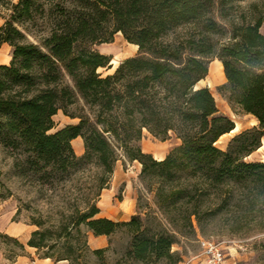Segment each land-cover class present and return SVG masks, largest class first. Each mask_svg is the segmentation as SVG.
Returning <instances> with one entry per match:
<instances>
[{
    "label": "trees",
    "instance_id": "1",
    "mask_svg": "<svg viewBox=\"0 0 264 264\" xmlns=\"http://www.w3.org/2000/svg\"><path fill=\"white\" fill-rule=\"evenodd\" d=\"M243 1L47 0L44 8L35 0H18L0 26V46L11 47L9 62L0 64V147L13 156V166L23 162L39 178L94 164L96 192L72 227L84 224L97 236L125 226L131 234L126 256L134 260L177 264L181 256L171 249L173 233L147 234L138 215L128 221L96 216L95 197L118 156L138 161L142 175L170 179L181 173L215 189L237 186L252 213L248 227L264 230V162L243 160L264 135V0L245 7ZM38 7L48 34L33 42L15 23L31 19ZM116 33L135 44L137 53L102 75L98 69L108 68L111 58L92 45L111 42ZM213 59L221 62L225 77L218 91L258 124L257 134L241 132L226 149L215 143L234 123L218 113L208 87H196ZM78 100L87 112L68 113ZM59 109L79 120L48 133ZM143 130L160 140L172 132L179 143L154 160L139 145ZM75 137L83 142L81 156L70 145ZM191 185L160 189L158 195L182 197ZM191 215L197 211L190 210L187 220ZM42 240L35 230L27 244L43 248Z\"/></svg>",
    "mask_w": 264,
    "mask_h": 264
},
{
    "label": "rangeland",
    "instance_id": "2",
    "mask_svg": "<svg viewBox=\"0 0 264 264\" xmlns=\"http://www.w3.org/2000/svg\"><path fill=\"white\" fill-rule=\"evenodd\" d=\"M35 1L46 7L47 0ZM255 1L258 0L243 1L241 6ZM17 2L3 0L0 3V26L9 19L12 6ZM40 9L38 7L33 12L31 19L15 23L33 42L48 34V22L42 17ZM261 31L264 32V26ZM92 48L110 58L115 57L116 66L124 58L137 53V49L125 41L120 33L114 34L111 42L93 44ZM10 57L11 47L2 43L0 64L8 63ZM217 60L210 61L207 75L197 82L196 87H208L218 113L228 117L234 125L238 124L234 133L222 135L215 143L218 148L226 149L231 138L241 132H248V137L257 134L255 129L258 124L253 116L229 103L218 91L217 88L225 83V77L218 71ZM116 66L99 68L98 72L109 74ZM64 81L71 85L67 76ZM67 112L85 114L87 108L78 100L67 107ZM62 113L59 109L57 115L52 117L54 126L48 133L63 127L61 125L67 121L75 124L79 120ZM178 143L172 132L166 139L160 140L143 130L139 145L154 160H161ZM259 143L260 148L243 157V160L264 162V135ZM70 145L76 156L82 155L83 142L81 152L72 141ZM13 159L8 151L0 147V264H12L20 256H23L20 259L25 264L31 260L41 264L40 259L47 254L50 255L47 257L48 264H152L126 256L131 234L125 226L117 228L110 235L100 236L94 235L84 224L72 227L78 212L84 210L86 202L96 192L99 170L94 164H79L63 175L52 173L47 178H39L23 162L17 167L13 166ZM184 177L181 173L170 179L142 175L138 161L118 156L108 183L95 197V203L98 209L110 214L115 212L114 206L119 203L123 206L119 214L124 210L131 211L126 219L113 221H128L132 215H138L147 234L158 230L173 233L175 243L171 249L181 256L177 264H186L188 259L199 253V238L220 243L225 254L222 264H264V230L248 227L252 225L253 217L245 208L244 192L237 186L215 189L197 177ZM184 182L194 184L185 196L159 197L160 189L161 192H168L169 187L176 188ZM192 209L197 211V215H191L187 220L188 212ZM35 230L43 237V248L37 249L27 244ZM94 250L101 253L95 254ZM188 264L202 263L194 259Z\"/></svg>",
    "mask_w": 264,
    "mask_h": 264
},
{
    "label": "built area",
    "instance_id": "3",
    "mask_svg": "<svg viewBox=\"0 0 264 264\" xmlns=\"http://www.w3.org/2000/svg\"><path fill=\"white\" fill-rule=\"evenodd\" d=\"M198 243L200 247L199 253L193 256L191 259H188L186 264L194 259H197V261L202 264H222L225 254L220 243L203 238H199ZM29 264L39 263H37L35 260H31Z\"/></svg>",
    "mask_w": 264,
    "mask_h": 264
},
{
    "label": "crops",
    "instance_id": "4",
    "mask_svg": "<svg viewBox=\"0 0 264 264\" xmlns=\"http://www.w3.org/2000/svg\"><path fill=\"white\" fill-rule=\"evenodd\" d=\"M4 44V43H3ZM130 44V43H129ZM133 45V44H131ZM136 49H137V46H136ZM3 64H6V62H2ZM58 111L56 112V114H54L53 116L57 115ZM63 114V113H62ZM64 115V114H63ZM65 116V115H64ZM70 123H73V122H70V121H67L65 122L63 125L61 126H64L66 124H70ZM236 130H234L233 132H228V133H225V134H231V133H234ZM147 132V131H146ZM224 135V134H223ZM72 143L77 147V150L78 152H81L82 150V140L80 137H75L73 138L72 140ZM121 203H119L118 206H114V209H115V212L114 213H108L106 211H102L101 208H99V212H98V215L99 216H102V217H107L109 219H112V220H120V219H126V216H129V212L131 213V211L129 210H124L125 212H121V214H119L118 211H120L119 209H122L123 206H120ZM9 230V229H7ZM100 236V235H99ZM98 242L100 240H97ZM28 253V252H27ZM23 256H20L18 257L17 260H15L12 264H25L24 261H22L20 258H22ZM41 264H48L49 263V259L48 258H44V259H40Z\"/></svg>",
    "mask_w": 264,
    "mask_h": 264
},
{
    "label": "bare ground",
    "instance_id": "5",
    "mask_svg": "<svg viewBox=\"0 0 264 264\" xmlns=\"http://www.w3.org/2000/svg\"><path fill=\"white\" fill-rule=\"evenodd\" d=\"M134 48H136V45L135 44H133L132 45ZM109 63H111L110 64V67L111 66H116V63H117V61H116V58L114 57V58H111L110 59V62ZM217 66H218V71H219V73L222 75V76H224V74H223V71H222V65H221V62L219 61V60H217ZM214 72V71H213ZM216 74V73H215ZM221 77V76H220ZM223 79V78H222ZM238 129V124L236 123L235 125H234V127H233V129L231 130V131H229V132H233L234 130H237ZM222 136V135H221ZM220 136V137H221ZM260 148V147H259Z\"/></svg>",
    "mask_w": 264,
    "mask_h": 264
},
{
    "label": "water",
    "instance_id": "6",
    "mask_svg": "<svg viewBox=\"0 0 264 264\" xmlns=\"http://www.w3.org/2000/svg\"><path fill=\"white\" fill-rule=\"evenodd\" d=\"M110 64H111V63H108V68H110Z\"/></svg>",
    "mask_w": 264,
    "mask_h": 264
}]
</instances>
